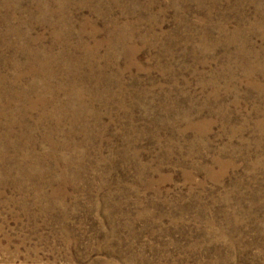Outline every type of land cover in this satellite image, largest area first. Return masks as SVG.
I'll return each mask as SVG.
<instances>
[{
    "label": "rangeland",
    "instance_id": "374dc122",
    "mask_svg": "<svg viewBox=\"0 0 264 264\" xmlns=\"http://www.w3.org/2000/svg\"><path fill=\"white\" fill-rule=\"evenodd\" d=\"M0 100V264H264V0H0Z\"/></svg>",
    "mask_w": 264,
    "mask_h": 264
},
{
    "label": "bare ground",
    "instance_id": "6f19581e",
    "mask_svg": "<svg viewBox=\"0 0 264 264\" xmlns=\"http://www.w3.org/2000/svg\"><path fill=\"white\" fill-rule=\"evenodd\" d=\"M28 15V14H27ZM33 15V14H32ZM67 18V17H66ZM73 28V27H72ZM42 38V37H41ZM15 40V39H14ZM102 43V42H101ZM11 60V59H10ZM48 61H41L39 63H36V62H32V66L29 68L30 71H33L35 72L38 76H43L45 75L46 73L50 72V74H52V72L50 71V63ZM60 62V61H59ZM30 65V64H29ZM76 65H78L76 63ZM18 68V67H17ZM29 72V71H28ZM21 77V76H20ZM49 77V76H48ZM11 79V78H10ZM48 84V83H47ZM29 85V84H28ZM2 89V88H1ZM34 89H36V84H31L30 87H29V91L27 92L28 94H30ZM98 90V89H97ZM49 91V90H48ZM55 93V92H54ZM59 93V92H58ZM27 94V96H29ZM57 94V93H56ZM61 94V93H60ZM34 97V96H33ZM85 97V96H84ZM80 98V97H78ZM38 99V98H36ZM44 99V98H43ZM35 100V99H34ZM39 100V99H38ZM1 101V100H0ZM37 101V100H36ZM43 101V100H42ZM41 102V101H40ZM3 103V102H2ZM61 103V102H60ZM30 104V103H29ZM33 104V103H32ZM31 104V105H32ZM44 104V102H43ZM64 105V104H63ZM7 106V105H6ZM36 106V105H35ZM34 107V106H33ZM26 108V107H25ZM35 108V107H34ZM54 110V109H53ZM1 111V110H0ZM53 113V112H52ZM7 114V113H6ZM12 116V115H11ZM52 118V117H51ZM53 119V118H52ZM57 120V119H56ZM47 121V120H46ZM9 130V129H8ZM13 133V132H12ZM2 137V136H1ZM12 137V136H11ZM7 142V141H6ZM9 144V143H8ZM11 145V144H10ZM15 154V153H14Z\"/></svg>",
    "mask_w": 264,
    "mask_h": 264
}]
</instances>
